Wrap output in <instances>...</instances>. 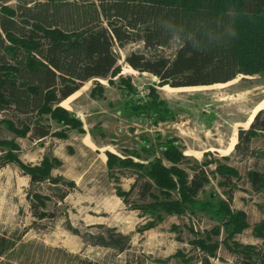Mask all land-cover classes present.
<instances>
[{
	"label": "rangeland",
	"instance_id": "obj_1",
	"mask_svg": "<svg viewBox=\"0 0 264 264\" xmlns=\"http://www.w3.org/2000/svg\"><path fill=\"white\" fill-rule=\"evenodd\" d=\"M32 1L0 0V5L15 8ZM175 49L173 44L167 54ZM117 52V71L109 80L85 83L61 105L81 120L85 133L47 117L42 124L65 137L34 140L0 126V139L20 146L14 154L26 166H37L46 157L61 163L52 173L56 182L31 186L21 168L0 161V235L16 243L0 264H264V189L255 191L248 175L264 174V135L252 141L248 153L245 146L236 150L239 131L248 130L264 110V75L212 86L160 87L157 77L127 63L132 54L146 53L143 43L117 47ZM168 140L187 156L179 166L190 177L201 166L208 170L210 183L198 199L214 207L182 217L164 214L147 229L154 218L135 209L146 202L139 187L133 189L135 177L131 171L112 176L107 154L147 164L161 157L160 145ZM5 154L0 148V157ZM218 164L236 168L240 178L228 187L220 185ZM119 188L129 195L120 197ZM229 192L232 210L244 212L248 224L232 239L215 215ZM34 194L43 197L45 206H34ZM42 212L53 217L40 219ZM109 229L130 237L127 250L97 244ZM198 240L216 251L202 249Z\"/></svg>",
	"mask_w": 264,
	"mask_h": 264
},
{
	"label": "trees",
	"instance_id": "obj_2",
	"mask_svg": "<svg viewBox=\"0 0 264 264\" xmlns=\"http://www.w3.org/2000/svg\"><path fill=\"white\" fill-rule=\"evenodd\" d=\"M137 42L143 43L146 53L132 54L127 63L136 71L157 77L160 87L212 86L239 76H262L264 0H35L15 8L0 5V114L7 115L0 126H7L18 137L34 140L53 134L65 137L42 124L47 117L85 133L81 120L61 105L85 83L109 80L119 63L117 47ZM173 44L176 49L168 55ZM263 135L261 110L248 130L239 131L236 150L245 146L248 153L252 141ZM0 148L6 152L0 161L4 158L3 163L21 168L31 186L53 179V170L61 166L57 159L48 157L37 166H26L14 154L20 150L14 141L0 139ZM160 153V158L147 164L107 154L112 176L131 171L135 177L133 189L139 187L140 197L146 201L135 209L154 218L147 229L162 221L164 214L182 217L214 207L198 199L210 183L205 166L190 177L179 166L187 156L174 140L161 144ZM216 173L224 187L240 178L236 168L222 164L217 165ZM248 175L255 191L264 189V174L250 171ZM232 193L215 207L229 239L248 227L245 213L232 210ZM117 194L123 198L129 195L121 188ZM33 198L35 207L45 206L42 196L34 194ZM50 217L48 212L39 216ZM73 232L79 234L78 230ZM219 233L218 229L213 234ZM130 243L129 236L115 229L99 236L97 242L120 252ZM196 243L202 249L216 251L215 246L209 247L202 240ZM15 245L0 235V263Z\"/></svg>",
	"mask_w": 264,
	"mask_h": 264
},
{
	"label": "bare ground",
	"instance_id": "obj_3",
	"mask_svg": "<svg viewBox=\"0 0 264 264\" xmlns=\"http://www.w3.org/2000/svg\"><path fill=\"white\" fill-rule=\"evenodd\" d=\"M172 90L180 92L182 89H172ZM185 90H186V89H185ZM252 121H253V118L251 119V122H252Z\"/></svg>",
	"mask_w": 264,
	"mask_h": 264
}]
</instances>
